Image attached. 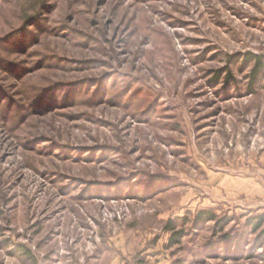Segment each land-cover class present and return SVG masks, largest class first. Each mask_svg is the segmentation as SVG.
<instances>
[{
	"label": "rangeland",
	"instance_id": "374dc122",
	"mask_svg": "<svg viewBox=\"0 0 264 264\" xmlns=\"http://www.w3.org/2000/svg\"><path fill=\"white\" fill-rule=\"evenodd\" d=\"M263 197L264 0H0V264H264Z\"/></svg>",
	"mask_w": 264,
	"mask_h": 264
},
{
	"label": "crops",
	"instance_id": "0c3cea01",
	"mask_svg": "<svg viewBox=\"0 0 264 264\" xmlns=\"http://www.w3.org/2000/svg\"><path fill=\"white\" fill-rule=\"evenodd\" d=\"M253 186L255 185H251L248 182H243L242 186L238 187V189L234 190V194H233V199H235L234 196H242V197H246L248 202H252L253 201V192H257L255 190V188H257L258 186H255V188H253ZM262 203H264V197L261 199Z\"/></svg>",
	"mask_w": 264,
	"mask_h": 264
},
{
	"label": "trees",
	"instance_id": "16d2710c",
	"mask_svg": "<svg viewBox=\"0 0 264 264\" xmlns=\"http://www.w3.org/2000/svg\"><path fill=\"white\" fill-rule=\"evenodd\" d=\"M201 214L206 216V217H208L211 220L214 219V218H212L213 214L210 211H204ZM250 222H251V225L253 226V228H255L256 230L261 228V226L264 225V211L262 212V214H259L258 216H255L254 218H251Z\"/></svg>",
	"mask_w": 264,
	"mask_h": 264
}]
</instances>
